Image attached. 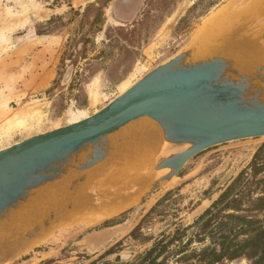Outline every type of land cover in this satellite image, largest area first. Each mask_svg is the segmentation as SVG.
<instances>
[{
    "label": "rangeland",
    "instance_id": "1",
    "mask_svg": "<svg viewBox=\"0 0 264 264\" xmlns=\"http://www.w3.org/2000/svg\"><path fill=\"white\" fill-rule=\"evenodd\" d=\"M80 1L0 0V120L32 108L39 107L41 111L38 120L33 121L35 124L32 122L27 129L2 133L0 149L68 125L66 116L81 115L82 119L97 112L150 70L188 50L202 27L212 32L213 27H207V23L214 26L220 22V29L215 28V34L207 31L210 42L206 41L200 51L202 57H208L211 50L264 54V11L248 15L243 8L250 0L213 15L227 0H124L119 5L118 0H111L104 9L105 24L101 31L93 33L86 22L80 27L78 18L70 21L69 16L45 27L48 29H44L42 36L37 35V25L65 14L69 8L82 9L96 0ZM147 13L150 28L144 35L140 24ZM108 43L113 45L106 47ZM93 57L95 60L90 61ZM112 74L116 78L110 81ZM262 146L264 138H257L207 149L140 201L138 197L165 175V171H156L155 167L168 155L163 156L164 144L148 140L143 147L142 142L140 157L133 160L126 172L127 164L118 166L112 162L95 172L96 177L93 173L88 175L93 184L61 225L41 235L32 245L21 241L9 244L12 253L5 252L6 243L5 250L0 246V264L132 262L155 241L168 240L175 230L190 228ZM121 162L124 164L125 160ZM114 171L122 172L121 183L127 184H119L118 177L111 179L118 174ZM67 179L36 191L32 195L34 200L22 203L16 209L20 214L9 217L11 222L16 219L12 222L14 229H22L39 216L44 210L41 201L49 206L58 199ZM36 193L41 194L37 195L42 198L40 202L35 199ZM6 230L0 228V233L3 231L0 241ZM195 230H186L183 243L190 238L189 249L199 250L209 240L196 242ZM178 244L174 243L169 250L177 249ZM167 263L174 264V259L169 258ZM236 264L247 263L242 260Z\"/></svg>",
    "mask_w": 264,
    "mask_h": 264
},
{
    "label": "water",
    "instance_id": "2",
    "mask_svg": "<svg viewBox=\"0 0 264 264\" xmlns=\"http://www.w3.org/2000/svg\"><path fill=\"white\" fill-rule=\"evenodd\" d=\"M242 1L227 0L211 15ZM243 9L258 15L264 11V0H252ZM207 31L202 27L188 50L150 70L87 118L0 149V228L7 229L6 246L19 241L32 245L65 222L93 184L88 175L94 169L129 159L119 154L127 138L124 132L140 118L147 117L162 129L163 156L168 154L155 167L165 175L137 198L140 201L197 154L230 142L264 138V54L210 49L211 54L202 57L208 36L216 32ZM80 153H86V159L74 164ZM70 174L74 177L58 199L49 206L42 201L39 216L23 229H14L9 213L34 192L57 185Z\"/></svg>",
    "mask_w": 264,
    "mask_h": 264
},
{
    "label": "trees",
    "instance_id": "3",
    "mask_svg": "<svg viewBox=\"0 0 264 264\" xmlns=\"http://www.w3.org/2000/svg\"><path fill=\"white\" fill-rule=\"evenodd\" d=\"M110 1L96 0L82 9L69 8L65 14L55 16L45 24L37 25L36 33L42 36L44 29H48L45 27L62 22L69 16H71L70 21L78 18L80 27L86 22L93 33L101 31L105 24L104 9ZM123 2L124 0H118L116 3L119 5ZM149 28L147 13L140 24V30L147 35ZM134 32L135 30L131 31V34ZM146 43L145 38L143 44ZM112 45L108 43L106 47ZM92 48L91 51L94 50L93 45ZM113 59L114 56L111 59L114 63ZM94 60L95 57L90 61ZM90 63L87 62V65ZM115 78L116 75L112 74L109 80ZM263 173L264 147L262 146L248 166L221 191L217 199L190 228L175 230L168 240L155 241L132 262L116 261L106 264H168L169 258L174 259V264H236L242 260L247 264H264V176H261ZM191 228L196 229L194 232L196 242L201 243L208 239V245L199 250L189 249L192 239L189 238L183 243V238L186 230ZM176 242H179L177 249L169 250V247Z\"/></svg>",
    "mask_w": 264,
    "mask_h": 264
},
{
    "label": "bare ground",
    "instance_id": "4",
    "mask_svg": "<svg viewBox=\"0 0 264 264\" xmlns=\"http://www.w3.org/2000/svg\"><path fill=\"white\" fill-rule=\"evenodd\" d=\"M79 1V0H78ZM81 1H83V0H81ZM80 1V2H81ZM229 7H231V5H229L228 7H225L223 10H221L222 12H225V10H227V9H229ZM220 13V12H219ZM219 23L220 22H218V24H214V26H212L211 24L212 23H207L206 25H207V27H209V26H211V27H213L211 30L213 31V30H215V28H217V29H220L219 27ZM238 25V24H237ZM223 27V26H222ZM227 29V28H226ZM223 30H225V28L223 29ZM221 31V30H220ZM215 34V33H214ZM230 36V35H229ZM208 49L206 48V51H207ZM209 51V50H208ZM208 54V53H207ZM210 54V53H209ZM40 109H39V107L38 108H32V109H30V110H28V111H26V112H20V113H14L12 116H10V117H8V118H4V119H1L0 120V137H1V135H2V133H3V135H8V134H10L11 132H14V131H16V130H24V129H27L31 124H32V122L34 121L35 122V120L37 119L38 120V118L40 117ZM80 117H81V115H78V116H75V115H69V116H66V120L65 121H67V122H69L68 123V125L69 124H73V123H75V122H77V121H79V120H82V119H84V118H86V117H84V118H82V119H80ZM33 122V123H34ZM35 124V123H34ZM129 127H128V129H130L129 131H127L128 133H124V136L125 137H127L126 138V140H125V143H124V148H123V151H122V153H119V154H124L125 156H129V162H127L126 160H125V162H124V164H121V165H125V164H127V165H125L126 166V169H124L125 170V172L128 170V169H130L131 167H132V164H133V160L134 159H137L138 157H140V152H141V147H142V142H143V147H145L146 146V144L148 143V140H150L151 142H153V143H156V144H158V145H160L161 146V144L163 145H165V139H164V133L162 132V129L158 126V124L156 123V122H154L153 120H151V119H149V118H147V117H145V118H140V119H138L136 122H134L133 124L131 123V125H128ZM2 135V136H3ZM4 137H6V136H4ZM145 154H146V152H145ZM86 157H87V155H86V153H80L79 155H77L75 158H74V160H73V163L75 164H79V163H81L82 161H84L85 159H86ZM110 163H112V161H109L108 163H106V164H104V165H102V166H98L96 169H94V171L92 172L93 174L96 172V173H99V170H102V169H104V167L106 168V166H108ZM119 166V165H118ZM117 167V166H116ZM117 168H119V167H117ZM122 169V168H121ZM115 173L117 172V171H114ZM119 172V171H118ZM117 172V173H118ZM131 172V171H130ZM129 172V173H130ZM91 173V174H92ZM111 173V172H110ZM109 173V174H110ZM107 174V173H106ZM123 173L121 172V173H118V174H116V175H114V176H112L111 177V179H114L115 177H118V178H120V177H123V176H121ZM94 176L96 177V175L94 174ZM93 176V177H94ZM71 177H74V176H72V174H70L69 175V177H68V179H67V181H66V184L68 183V181L71 179ZM94 177V178H95ZM106 177V176H105ZM107 177H109V176H107ZM109 179V178H108ZM91 180V179H90ZM93 180V179H92ZM91 180V181H92ZM107 180V179H106ZM123 180V179H122ZM126 180V179H125ZM125 183L126 182H124V184H123V182L121 183V178H120V183L119 184H121V185H125ZM127 184V183H126ZM51 185H48V186H46V187H50ZM46 187H44V188H42V189H45ZM127 188H129V187H127ZM122 189H123V187L121 188V191H122ZM41 190V189H40ZM47 190H49V189H47ZM120 190V189H119ZM118 190V191H119ZM52 191V190H51ZM50 191V192H51ZM120 191V193H122ZM124 191V190H123ZM38 192V191H37ZM43 192V190L41 191V193ZM35 193V192H34ZM34 193L32 194V195H34ZM52 193V192H51ZM118 193V192H117ZM117 193H115V195L117 194ZM48 194H50V193H48ZM60 194V193H59ZM58 194V195H59ZM110 194H113V193H110ZM129 194V193H128ZM37 195H39V194H37L36 193V198L35 199H37V198H39V197H37ZM41 195V194H40ZM39 195V196H40ZM42 195H43V193H42ZM45 195V194H44ZM47 195V194H46ZM58 195L55 197V198H57L58 197ZM114 195V194H113ZM117 195H119V194H117ZM116 195V196H117ZM48 196H50V195H48ZM122 196H124V195H122ZM33 197H35V196H32V198L31 199H33ZM114 197V196H113ZM130 197V196H129ZM41 198V197H40ZM40 198L39 199H37V201L38 200H40ZM48 198V197H47ZM42 199V198H41ZM46 199V198H45ZM120 199H122V198H120ZM34 200V199H33ZM28 201V200H27ZM27 201H24L23 203H25V202H27ZM129 201V200H128ZM38 202H40V201H38ZM37 202V203H38ZM42 202V201H41ZM46 202V201H45ZM29 204V203H28ZM31 204V203H30ZM36 204V203H35ZM45 204V203H44ZM48 204V203H47ZM38 205H39V203H38ZM19 207L18 208H20L21 206H22V203L20 204V205H18ZM25 206V205H24ZM33 206H35V205H33ZM32 206V207H33ZM28 207H30V205H28ZM39 207V206H38ZM23 208V207H22ZM37 209V208H36ZM24 210V209H23ZM22 210V211H23ZM29 210V212H30V209H28ZM32 211V210H31ZM37 211V210H36ZM17 212H19V211H15L14 213H9L8 214V216H7V218H11V217H13V216H15L16 215V213ZM33 212V211H32ZM26 213H27V211H26ZM25 213V214H26ZM19 214H20V212H19ZM30 214V213H29ZM19 216V215H18ZM24 216V215H23ZM31 216V215H30ZM16 217H17V215H16ZM21 217V216H20ZM23 218V220L25 219L24 217H22ZM22 218H21V220H22ZM31 218V217H30ZM28 219V218H27ZM13 220H16L15 218L13 219ZM13 220H12V222H13ZM22 220V221H23ZM26 220V219H25ZM18 221V223H20V224H22L21 222H20V220H17ZM16 222V221H15ZM31 222V221H30ZM29 222V223H30ZM28 223V224H29ZM14 224V223H13ZM12 224V225H13ZM27 224V223H26ZM24 225V227H26L27 225ZM20 226V225H19ZM23 227V228H24ZM22 228V229H23ZM21 229V228H20ZM19 230V229H18ZM3 232V231H2ZM1 232V233H2ZM0 233V234H1ZM6 240V239H5ZM6 243V242H5ZM4 243V244H5ZM25 243V242H24ZM1 244V243H0ZM13 245V244H12ZM17 245H18V243H17ZM16 245V246H17ZM28 245V244H27ZM1 246V245H0ZM6 246V245H5ZM19 246H20V244H19ZM7 247V246H6ZM27 247V246H26ZM4 248V250H5V247H3ZM8 248L10 249L11 247L8 245V247L6 248V251L5 252H9V253H12L11 251H9L8 250ZM16 248V247H15ZM2 249V248H1ZM22 249V248H21ZM3 250V251H4ZM8 250V251H7ZM10 250H12V248L10 249ZM14 250V249H13ZM20 250V249H19ZM22 251V250H21ZM16 252V251H15ZM1 256H2V254H0ZM9 255V254H8ZM7 255V256H8ZM6 256V255H5ZM2 258H4V256L2 257ZM1 258V259H2ZM3 260V259H2Z\"/></svg>",
    "mask_w": 264,
    "mask_h": 264
},
{
    "label": "crops",
    "instance_id": "5",
    "mask_svg": "<svg viewBox=\"0 0 264 264\" xmlns=\"http://www.w3.org/2000/svg\"><path fill=\"white\" fill-rule=\"evenodd\" d=\"M251 1H252V0H250L249 2H251ZM249 2H248V3H249ZM78 5H80V4H78Z\"/></svg>",
    "mask_w": 264,
    "mask_h": 264
},
{
    "label": "flooded vegetation",
    "instance_id": "6",
    "mask_svg": "<svg viewBox=\"0 0 264 264\" xmlns=\"http://www.w3.org/2000/svg\"><path fill=\"white\" fill-rule=\"evenodd\" d=\"M116 262V261H115ZM128 262V261H127Z\"/></svg>",
    "mask_w": 264,
    "mask_h": 264
}]
</instances>
